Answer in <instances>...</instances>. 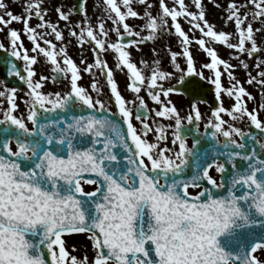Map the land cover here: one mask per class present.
Here are the masks:
<instances>
[{
	"label": "snow or ice",
	"instance_id": "snow-or-ice-1",
	"mask_svg": "<svg viewBox=\"0 0 264 264\" xmlns=\"http://www.w3.org/2000/svg\"><path fill=\"white\" fill-rule=\"evenodd\" d=\"M85 2L80 0L74 9L84 14L77 26L79 32L69 29L81 46L91 43L96 53L93 63L81 69L65 46L57 49L55 43L44 39L45 33L30 26L34 15L40 21L37 27L49 28V35L54 34L57 41L64 40L57 24L44 19L43 0H26L22 14H14L5 0H0V31L9 29L10 57L15 58L7 61L6 76L24 82L29 97L25 117L16 114L18 89L5 86L0 91L4 98L0 104L6 100L8 105L0 119V264H264V152L255 147L259 143L264 149V140L258 141L251 132L246 133L223 116L232 121L247 117L249 127L262 133L264 121L256 109H248L244 97H254L238 80L223 86L220 66L229 70L230 80L235 79L230 70L234 66L207 46L222 42L248 56L258 54L261 48L254 33L261 29H254L251 21L245 22L249 14L252 21L264 17V0H248L253 8L243 16L240 7L245 5L229 4L228 20H234L235 36L214 30L205 19L201 0H193L198 12L188 11L184 0H173L172 7L158 0L155 15L149 10L152 5L148 0H135L145 5L143 29L148 31L147 36L126 22L129 17H140L132 7L134 0H105L112 29L105 27L103 19L92 25ZM56 11L60 19L67 21L73 10ZM178 17L190 18L189 23L202 33L195 43L210 58L202 68L212 71L211 77L205 78L203 71L197 70L188 47L193 40L182 29ZM169 18L181 38L182 51H170L179 78L177 86L169 83L165 88L161 81L170 82L173 73L162 70L157 60L150 74H145L127 49L167 31ZM13 22L22 23L23 28H10ZM110 31L117 36L111 43ZM21 33L32 43L31 50L24 46ZM0 50L8 51L2 42ZM109 50L115 55V67L127 70V87L136 94L135 101L129 102L119 91L114 73L102 56ZM39 56L50 63L55 74L53 82L69 81L68 91H43L48 77L36 79L33 67ZM178 56L186 59L185 68L177 63ZM17 61H23V65ZM141 63L149 67L147 61ZM261 65L264 60L256 67ZM94 68L105 76L118 113H111L104 101L94 99L78 83L82 71L91 73ZM193 75L210 80L218 102L204 134H199L198 122L203 117L198 106L192 105V111L181 116L168 99ZM259 76L258 81L250 76L248 83L257 82L264 89V70ZM0 83L6 85V81ZM91 88L97 96L102 92L95 79ZM142 89L157 105L156 119L151 124L153 110L140 95ZM222 94L234 97L230 107L224 106ZM130 103L136 105L135 113ZM259 107L264 109V102ZM76 111L85 114L69 115ZM117 115L119 122L113 118ZM133 120L139 122V129ZM185 121L195 125L194 130ZM208 128L215 141L210 149L201 150L200 139L188 146V133L194 131L202 137L208 134ZM169 132L174 147L168 146ZM150 133L152 140L148 138ZM213 172L219 174V180ZM84 183L95 188L86 191ZM82 233L91 241V258L86 254L79 258L67 250L65 237Z\"/></svg>",
	"mask_w": 264,
	"mask_h": 264
},
{
	"label": "rangeland",
	"instance_id": "rangeland-1",
	"mask_svg": "<svg viewBox=\"0 0 264 264\" xmlns=\"http://www.w3.org/2000/svg\"><path fill=\"white\" fill-rule=\"evenodd\" d=\"M5 2L7 4H25L26 0H5ZM184 2L187 5L188 11H192V12L199 11V9L196 8L193 0H184ZM233 2L238 7L240 5H245V7H240L241 16H243L245 12L250 13L251 9L253 8V6L250 3H248V0H201V4L205 12V19L208 21L209 24L214 26L215 31H224L226 33H233V34L236 33V27H235L234 20H228V16H229L228 7H229V4ZM148 3L152 5V8L149 10L152 12L153 15H155L159 11L158 0H148ZM165 3L169 7L173 6V0H165ZM43 4H47V5L53 4V5L62 6V7H65L64 8L65 12H69L68 9L66 8L67 7L66 4H75V2L74 0H43ZM105 7H106L105 0H86L85 2V8H86L87 17H88L89 22L92 25L98 24L99 21L101 20V16H104L103 13H105L106 16H104V18H107V20L109 21L108 23H106V25L109 27L108 29H112L113 24H112V21L108 19V13L105 11ZM132 7L134 8V10L140 13V17H137V18L129 17L127 18L126 22L127 23L136 22L138 27L140 28L141 33H143L144 35L149 34L147 30L143 29V25L145 23V19L143 18L144 11H145V5L137 3L134 0ZM72 18L74 19V16L70 14L69 19L67 21L60 19L59 22L56 23L58 26V30H61L64 35V40L62 42L57 41L55 39L54 34L48 35L44 37V39L51 40L53 43H55L57 45V49L62 45L65 46L67 48L68 55L77 63V65L81 69H83L86 64L93 63L96 53L92 50L91 43H85L83 44V46H81V44L78 43L76 37L71 36L69 32L70 28H75L77 33L79 32V27L77 26L81 24V21L83 20L82 18H84V15L81 16V14L79 15L75 14V21H72ZM189 19H186L185 17H178V22L181 24L182 29L188 34L190 39L193 40V43L188 45V47L196 62V68L200 69L202 68L201 64L207 63L210 60V58L207 57L206 52L200 49L198 45L195 43L196 38H200L202 36V33L198 29H195L193 25L189 23ZM249 21L253 22L250 14L245 23ZM262 21H264V17H262L260 20L255 21L256 23L255 25H253V28L261 29L260 31L255 32V34H261L264 31V29H262ZM39 23H40L39 21H36L34 19H31L29 21L30 26L36 27L37 32L44 33L43 28L37 27ZM110 32H111L110 38H112L113 41H115L117 39L116 33L114 31H110ZM160 33H168L172 35L171 36L172 39L170 38L171 39L170 51L177 52V53L182 51V46L180 43L181 38L175 32L173 22L171 21L170 18L168 21V30L164 32H160ZM26 38H27V35L24 33H21V39L23 43ZM41 43L43 45V41H41ZM207 46L213 47L222 59H224L229 64L234 66L232 69H230L235 78L233 80H230L227 75V71L229 70L225 69L223 66H220V69L223 73L221 77L223 86L228 87L231 84L235 83L236 80H238L240 84L247 90V92L250 93L252 97H254V99H248L247 97H244V100L247 104L248 109L249 110L256 109L259 113V118L262 121H264V109H260L259 107V105L262 102H264V96L261 95L264 89H262L261 86L257 82L248 83L250 76L256 77V80L258 81L260 79L259 72L261 70H264V67L261 69L256 67L258 58L256 57L249 58L247 54L242 55V53H240L239 56L236 55L235 57L234 56L232 57L228 55L225 50L223 51V54H221L220 53L221 51L218 50L220 47V42H212L208 44ZM32 47L33 45L31 43V48ZM143 50L146 51L147 48L144 47ZM170 51H169V54L164 55L165 57L161 55L158 56L155 54L154 56L158 57L159 60H161L159 57L163 58V60H166V64H161V65L165 67H170L171 68L170 72L173 73L174 78H179V72L174 67L171 61ZM29 54L31 55L34 53L29 51ZM102 56H103V59L107 61L108 67L112 69L114 73V79L116 80L118 84V89L121 92V94L124 96L126 95L125 98L128 101L133 100L131 97H136V94L132 92L130 89H128L127 84H124V85L122 84V81L126 83H129L130 81L128 78H126L125 73L123 71L115 67V55L111 56V55L102 54ZM146 57H144L143 53H141L139 61L141 60L149 61ZM42 60L46 62L45 67H43L42 65ZM81 60H84L85 63L82 64ZM155 60L157 59L155 58ZM38 61L39 62L33 66L36 71L35 78L40 79V77L43 76V73H44L43 71L45 70V68H46V71L49 74H51L52 69H51L50 63L46 61L42 56L38 57ZM241 62L246 63L248 65V68L247 69L244 68ZM177 63H179L182 68L186 67V59L183 56H178ZM142 69H144L145 74H150V67L145 68L143 65ZM204 71L209 72V76L211 75L210 70L208 71L204 70ZM93 73H95V75H93ZM94 79L98 82L99 86L102 88V92L99 96H97V93L91 88V83ZM78 83L80 84V86L86 88L89 91V93L93 96L94 99L99 98L106 103V98H108L110 101V104L114 102V98H110V89L106 84V78L98 69L94 68L91 73L82 71L81 79L78 81ZM69 87L70 85L67 79H65L63 87L53 82V80L48 79L44 82L43 91L47 93L63 92ZM27 93L28 92L26 90L20 93H16V95L19 96L18 98L21 100L20 104L23 105V102L29 99ZM140 95H142L144 98H149L148 95L146 94L145 89L141 90ZM146 100L151 101L150 98ZM176 101L178 100L176 99ZM224 101H225L224 106L230 107L234 103V97L229 98L226 94H224ZM3 107H5V103L3 104ZM27 111H28V105L25 103L23 105V108L22 107L18 108L16 114L24 115L26 117ZM223 118L227 120L229 123H233L236 127H240V128L244 127L243 123H246L247 125L249 122L247 117H245L243 120H238V121H233V122L231 121V118L227 115H224ZM28 123H29V127H31V122H28ZM85 235L86 234L81 235L80 238L77 235L78 239H75V234L65 238L67 240V243H69L68 248H69V252L71 253V255H75L79 258H82L85 254H88L91 252L93 253L92 248L83 249V246H85L84 243L86 241H90L88 239V235L86 236ZM73 246H75L74 249H73Z\"/></svg>",
	"mask_w": 264,
	"mask_h": 264
},
{
	"label": "flooded vegetation",
	"instance_id": "flooded-vegetation-1",
	"mask_svg": "<svg viewBox=\"0 0 264 264\" xmlns=\"http://www.w3.org/2000/svg\"><path fill=\"white\" fill-rule=\"evenodd\" d=\"M8 5H9V10L11 12H13L14 14H22L23 5L24 4H8ZM66 5H67L66 8L68 9V11L70 9L73 10L71 12V15L74 16V19L72 18V21H75V14L76 15L81 14V16L84 15L83 13L74 10L78 4H66ZM41 7L43 9H46V14H45L44 19L46 21H49V22L55 23V24L57 22H59V20H60L56 9L57 8H62V10L64 11V8H65V7L58 6V5H53V4H48V5L47 4H42ZM0 14H3V13L0 12ZM103 14H104V16H106L105 13H103ZM104 16H101V19L104 20L105 27L106 28H109L106 25V23H108L109 21L107 20V18H104ZM31 19H34L36 21H39V19L37 17H35L34 15H33V17ZM251 23H252V26H253V25H255L256 22L253 21ZM128 24L130 26H132L135 31H140V28L138 27V25H137L136 22H131V23H128ZM95 25H97V24H95ZM9 27L10 28H15L17 30H21L23 28V25H22V23L13 22ZM8 30H9L8 28H4L3 31H0V42H2L5 45V48L8 49V51L0 50V82L6 81V85L4 83H0V91H3L4 88H5V86H7L9 88L10 87H16L18 89L17 93L23 92L25 90L28 92L27 86H26V84L24 82L20 81L16 77H7L6 76V64H7V61L9 59L15 60V58L10 57V51H11V49L9 47V39H8V36H7ZM43 30H44V33H45V37L48 36L49 35L48 33L51 32V29H49V28H43ZM110 34H111V32H109V43L113 42V39L110 38ZM141 34L143 36H147L148 35V34H145L144 35L143 33H141ZM235 34L236 33H234V36H235ZM254 35H255V39H256L257 45H258V47L261 48V51L258 54H254L253 56H248V57L249 58H252V57L258 58L257 59V63H258L259 61L264 60V31L261 34H255L254 33ZM171 36L172 35H170L168 33H160V34H157L156 35V38L154 40H145L143 43L139 44L138 46H131L127 50H129L131 52V57H132L133 61L137 63V66L138 67H140V68L143 67V65L141 63L142 60L139 61L140 54L143 53V56L144 57L147 56L146 58L149 60L147 62H148V66L150 68L153 65V62L158 60L160 62L159 63V67L162 70H164V71L170 72V70H171L170 67H165V66L161 65V64H166V60H163V58H161V57H159L161 59V60H159L158 57L154 56V54L155 55H158V56L161 55L163 57H165L164 55L169 54V51H170V43H171V39H172ZM137 39H139V38H137ZM232 42L233 43L236 42L235 38L232 39ZM23 44H24V46L26 48L31 49V42L28 41V38L25 39V41H24ZM91 46L93 47L92 44H91ZM247 46L250 47V43ZM144 47L147 48L146 51L143 50ZM218 50L221 51L220 52L221 54H223V51L225 50L227 52V54L230 55V56H232V57L233 56L235 57L236 55L239 56V54H240V52H238L237 50H233V49L228 48L222 42H220V47H219ZM144 52H146V53H144ZM149 53H151V54H149ZM102 54L114 56V54H113V52L111 50H109L107 52H103ZM245 54L246 53H242V55H245ZM155 58L157 60H155ZM208 62H210V60ZM17 63H18L19 66H22L23 65V61H17ZM42 65H43V67H45V65H46V62L44 60H42ZM201 65H203V64H201ZM263 67H264V65H261V67L259 69H261ZM47 70H49V69H47ZM197 70L198 71H203V74H204V77L205 78L211 77L213 75V72L212 71H210V73H211L210 76H209V72H205L204 71V70L208 71V69L200 68V69H197ZM43 72H44L43 73V76L48 77V79L53 80L52 77L55 75L53 72H51V74H49L46 71V68H45V70ZM123 72L125 73L126 78L129 79V77L127 75V70L125 69ZM177 79L178 78H173L170 82L167 81V80H165V81H161V83L163 84V86L165 88H167L169 86V83H171L172 86H177ZM64 82H65V79H61V80L56 81L55 83H57L59 86L63 87ZM187 82H188L187 88L189 89V95L188 94H185V93H183L181 91H179V92H174V93L170 94V96L168 97V99L169 100L171 99L170 100L171 103L174 104L178 108V110L180 111L181 116H186L190 111H192V105L195 104L196 106H198L199 107V110H200V112L202 114V117H203L198 122L199 123V133L200 134L201 133H205V128H206V125L208 123V120L212 116V109H214L217 106V104H218V102L215 99L214 86L210 83V80L209 79H202V78H200L198 76H195V75L191 76L187 80ZM122 84L124 85V84H128V83L122 81ZM68 90H69V88L66 89L63 92H66ZM18 97L19 96L16 95V103L18 104L19 108H21V107L23 108V105L25 104V102H23V105L20 104L21 103V100ZM124 97H126V95ZM131 98L133 100H130L129 102H132V101H135L136 100V97H131ZM144 99L146 100V99H149V98H144ZM176 99L178 101H176ZM222 99H223V103H225V101H224V94H222ZM0 100H4V98L0 97ZM146 101L148 103V108L153 110L152 115L149 117V123L151 124L152 123V120L153 119H156L155 116H154V110L157 107V105L154 102H152V101H149V100H146ZM4 103H5V107H3V104ZM4 103L3 104H0V119H2V117H3V109L8 106L6 100L4 101ZM136 103H138V101H136ZM105 105H106V107L108 109H110L111 113H118V110H117V108L115 106V103L113 102L112 104H110V101H109L108 98H106ZM129 106L132 107V110L135 113L136 112V105L130 103ZM162 122L163 123H169V121H167V120H163ZM133 123L139 129V127H140L139 122L133 120ZM185 124H186V126L188 128H191V129L194 130L195 125L187 124L186 121H185ZM243 125H244V127H242V129L246 133L251 132L252 131V128L254 127V126L249 127V122H248L247 125H246V123H243ZM125 128H126V125H125ZM208 129H210V131H212L211 128H208ZM193 135H195V132L194 131L188 133V135H187V144H188L189 147H191L192 144H193V140H194ZM148 138H149V140H152L154 137L150 133ZM234 138L237 139L238 141L240 140L239 137H234ZM219 139H220L221 142H223L224 137L221 136ZM258 141H261V138L260 137H258ZM168 146L169 147H174L171 144V132H169ZM213 175H215L216 178H217V180H219V174L218 173L213 172ZM82 183H83V181H82ZM84 188H85L86 191H92L95 188V185H89V184L84 183ZM84 234H86V233L75 234V239H78L77 238V235L80 238L81 235H84ZM71 235H74V234H71ZM71 235H69V236H71ZM69 236H66L65 238H67ZM68 245H69V243H67V250L69 251ZM84 245L85 246H83V249L84 248H88V249L92 248L91 241H86L84 243ZM75 254H76V252H75ZM86 255H88L89 258H91L92 255H93V253L91 252V253H88Z\"/></svg>",
	"mask_w": 264,
	"mask_h": 264
},
{
	"label": "water",
	"instance_id": "water-1",
	"mask_svg": "<svg viewBox=\"0 0 264 264\" xmlns=\"http://www.w3.org/2000/svg\"><path fill=\"white\" fill-rule=\"evenodd\" d=\"M74 1L76 2V4H79L80 3V0H74ZM189 78H187V80ZM187 86H188V82L186 81V83L183 85V87L180 89V91L183 92V93H185V94H188L189 95V89L187 88ZM73 114L80 115V114H85V113H81L79 111H76L75 113H69L70 116L73 115ZM96 114L97 115H106L108 113H105V112H97ZM51 115L52 116H55L56 114L55 113H52ZM113 118L114 119H117V121L119 122L118 116L113 117ZM207 132H208V134L207 135H202V137H201V135H197V134L193 135V138L194 139H200V141H201L200 142V148H201V150L210 149L212 147V145L215 144V141L210 136L209 130H207ZM251 135L254 136L256 139H257L258 136H261L263 138V140H264V133H262L261 130H259V129H255V127L252 128ZM247 142H248L249 146L251 147L252 146L251 138H249ZM255 147H256V149H257L258 152H264V149H260L259 143H257L255 145ZM122 151L123 150L121 149V152Z\"/></svg>",
	"mask_w": 264,
	"mask_h": 264
}]
</instances>
